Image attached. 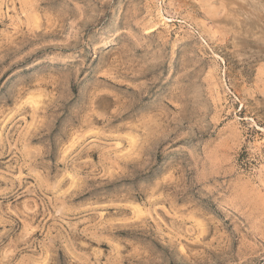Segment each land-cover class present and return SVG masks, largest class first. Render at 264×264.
Segmentation results:
<instances>
[{"label":"rangeland","instance_id":"rangeland-1","mask_svg":"<svg viewBox=\"0 0 264 264\" xmlns=\"http://www.w3.org/2000/svg\"><path fill=\"white\" fill-rule=\"evenodd\" d=\"M237 1L0 0V264H264Z\"/></svg>","mask_w":264,"mask_h":264},{"label":"bare ground","instance_id":"bare-ground-1","mask_svg":"<svg viewBox=\"0 0 264 264\" xmlns=\"http://www.w3.org/2000/svg\"><path fill=\"white\" fill-rule=\"evenodd\" d=\"M229 1H231V0H229ZM236 1V0H235ZM250 1H253V0H250ZM249 1V2H250ZM254 1H258V0H254ZM253 1V2H254ZM237 2H240V0L239 1H237ZM253 2H251V3H249L248 5H247V3L245 4V3H243V5L245 6V5H247L248 7L250 6V4H252ZM242 3V2H241ZM259 3V2H258ZM240 4V3H239ZM254 4H256V3H253V5L252 6H254ZM263 4V3H262ZM257 5L258 4H256L255 5V7H257ZM259 5H261L260 3H259ZM241 5H239V7H240ZM252 6H250L251 8V10H249V16H251V20L253 21V24H251V25H249V24H243V25H241V20L239 19V18H237V17H233V18H231L230 16H226L224 19L225 20H227V18L228 17H230L231 18V21H232V24H234V27H232L233 28V30H234V35H235V37L236 36H238V35H251V36H255V37H258V38H260V39H262V40H264V29H261L260 27H259V25H257V21H259V19H260V17H262L263 18V16L261 15V11H260V6H259V8H252ZM229 7V6H228ZM227 7V8H228ZM245 8V7H244ZM229 9V8H228ZM231 9H232V7H231ZM235 9V8H234ZM240 9L241 8H239V11H240ZM243 9V8H242ZM227 10V9H226ZM230 10V9H229ZM236 10H238V7H237V9ZM234 11V10H233ZM239 11H237V12H239ZM242 11V10H241ZM240 11V12H241ZM247 11V10H246ZM235 13L234 14V12H232V10L230 11V13H231V15L232 14H234V15H236V14H239V13ZM243 12V14L245 13V11L243 10L242 11ZM264 14V13H263ZM227 15V14H226ZM248 15V14H247ZM239 16H240V18H241V13L239 14ZM248 16V17H249ZM244 17H246L245 16V14H244ZM248 17H246L247 19H248ZM260 23L262 22V21H259ZM264 22V21H263ZM259 24V23H258ZM262 27H263V23H262Z\"/></svg>","mask_w":264,"mask_h":264}]
</instances>
